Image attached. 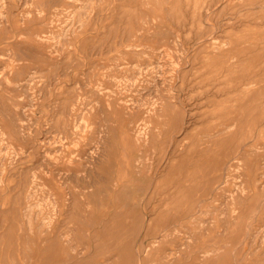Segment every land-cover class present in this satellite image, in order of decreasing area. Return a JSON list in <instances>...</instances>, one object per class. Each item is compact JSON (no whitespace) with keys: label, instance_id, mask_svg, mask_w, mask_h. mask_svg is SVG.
<instances>
[{"label":"rangeland","instance_id":"obj_1","mask_svg":"<svg viewBox=\"0 0 264 264\" xmlns=\"http://www.w3.org/2000/svg\"><path fill=\"white\" fill-rule=\"evenodd\" d=\"M263 97L264 0H0V264H264Z\"/></svg>","mask_w":264,"mask_h":264},{"label":"bare ground","instance_id":"obj_2","mask_svg":"<svg viewBox=\"0 0 264 264\" xmlns=\"http://www.w3.org/2000/svg\"><path fill=\"white\" fill-rule=\"evenodd\" d=\"M253 3H254V2H253ZM253 3H252V4H253ZM171 5H173V4H171ZM209 9H210V8H209ZM207 15H208V14H207ZM252 19H254V18H252ZM262 22H263V21H262ZM70 23H71V22H70ZM254 23H255V22H254ZM256 23H257V22H256ZM256 25H257V24H256ZM155 26H156V25H155ZM260 26H262V25H260ZM220 31H221V30H220ZM35 34H36V33H35ZM37 35H38V34H37ZM39 38H41V37L39 36ZM36 39H37V38H36ZM207 39H209V38H207ZM195 44H196V43H195ZM31 46H32V45H31ZM36 46H37V45H36ZM41 48H42V47H41ZM50 48H51V47H50ZM256 50H257V49H256ZM28 51H29V50H28ZM45 51H47V50H45ZM50 53H52V52H50ZM53 53H54V52H53ZM146 67H147V66H146ZM145 70H146V68H145ZM147 71H148V70H147ZM147 73H148V72H147ZM146 75H147V74H146ZM141 80H142V79H141ZM40 83H41V82H40ZM130 84H131V83H130ZM136 87H137V86H136ZM100 88H101V87H100ZM143 88H144V87H143ZM99 90H100V89H99ZM135 90H136V89H135ZM101 91H102V90H101ZM99 92H100V91H99ZM124 92H125V91H124ZM127 93H128V92H127ZM100 94H101V93H100ZM180 94H181V93H180ZM181 95H182V94H181ZM215 96H216V95H215ZM123 97H124V96H123ZM218 97H220V96H218ZM126 98H128V97H126ZM263 98H264V97H263ZM119 100H120V99H119ZM123 100H124V99H123ZM117 102H118V101H117ZM126 102H127V101H126ZM170 102H171V101H170ZM173 103H174V102H173ZM30 104H31V103H30ZM114 104H115V103H114ZM155 104H156V103H155ZM182 104H183V103H182ZM158 105H159V104H158ZM179 105H180V104H179ZM184 105H185V104H184ZM249 105H251V104H249ZM142 106H143V105H142ZM144 106H145V105H144ZM155 106H156V105H155ZM160 106H161V105H160ZM151 107H152V106H151ZM184 107H185V106H184ZM136 108H137V107H136ZM149 108H150V107H149ZM154 108H155V107H154ZM159 108H160V107H159ZM144 110H145V109H144ZM146 110H147V109H146ZM186 110H187V109H185V113H186ZM92 112H93V111H92ZM130 112H131V111H130ZM132 112H134V111L132 110ZM144 112H145V111H144ZM168 112H169V111H168ZM190 112H191V111H190ZM68 113H69V112H68ZM171 113H172V112H171ZM183 113H184V111H183ZM187 113H188V112H187ZM187 115H188V114H187ZM150 116H151V115H150ZM178 116H179V115H178ZM73 117H74V116H73ZM118 117H119V116H118ZM242 117H243V116H242ZM166 118H167V117H166ZM195 118H196V117H195ZM144 119H145V118H144ZM183 119H184V115H183ZM183 119H182V121H183ZM192 119H194V118H192ZM196 120H197V119H196ZM72 121H73V120H72ZM143 121H144V120H143ZM168 121H169V120H168ZM189 121H190V119H189ZM241 121H242V120H241ZM241 121H240V122H241ZM191 122H192V121H191ZM148 123H149V122H148ZM237 123H238V122H237ZM237 123H236V124H237ZM196 124H197V123H196ZM244 124H245V123H244ZM72 126H73V124H72ZM144 126H145V125L142 124V125L138 128V130H137V134H136V138H137V139H140V140L142 139V140H143V137H144V135H145V131H146V129H145ZM146 127H147V126H146ZM185 127H186V126H185ZM236 127H237V126H236ZM187 128H188V127H187ZM147 129H149V128L147 127ZM238 129H239V127H238ZM26 130H27V129H26ZM127 130H129V129H127ZM185 130H186V129H185ZM185 130H184V132H185ZM14 131H15V130H14ZM125 131H126V130H125ZM232 131H233V130H232ZM236 131H237V130H236ZM126 132H127V131H126ZM230 133H231V132H230ZM0 134L3 135V132H2L1 130H0ZM125 134H126V133H125ZM182 134H183V133H182ZM182 134H181V135H182ZM242 134H243V133H242ZM83 135H84V134H83ZM81 136H82V134H81ZM134 136H135V135H134ZM150 136H151V135H150ZM225 136H226V135H225ZM227 136H228V135H227ZM33 139H35V138H33ZM254 139H255V136H254ZM147 140H148V139H147ZM144 141H145V140H144ZM255 141H256V140H255ZM218 143H219V142H218ZM223 143H224V142H223ZM35 144H36V143H35ZM37 144H38V143H37ZM143 145H144V144H143ZM143 145H141L140 147H142ZM214 145H215V143H214ZM34 146H35V145H34ZM243 146H244V145H243ZM40 147H41V146H40ZM219 147H220V146H219ZM115 148H116V147H115ZM171 148H172V147H171ZM231 148H232V147H231ZM231 148H230V149H231ZM241 148H242V147H241ZM245 148H246V147H245ZM96 149H97V148H96ZM137 149H138V148H137ZM256 149H257V148H256ZM239 150H240V149H239ZM253 150H254V149H253ZM253 150H252V151H253ZM32 151H33V149H32ZM116 151H117V150H116ZM139 151H140V150H139ZM141 151H144V150H141ZM237 151H238V150H237ZM45 152H46V151H45ZM168 152H169V151H168ZM250 152H251V151H250ZM40 153H41V152H40ZM237 153H238V152H237ZM237 153H236V154H237ZM21 154H22V153H21ZM131 154H132V153H131ZM245 154H246V153H245ZM252 154H253V152H252ZM252 154H251V155H252ZM237 155H238V154H237ZM235 156H236V155H235ZM242 156H243V155H242ZM69 158H70V157H69ZM78 158H79V157H78ZM152 158H153V157H152ZM222 158H223V157H222ZM236 158H237V157H236ZM239 158H240V157H239ZM239 158H238V159H239ZM17 159H18V158H17ZM35 159H36V158H35ZM234 159H235V158H234ZM1 160H2V159H1ZM164 160H166V159H164ZM242 160H243V159H242ZM7 161H8V160H7ZM62 161H63V160H62ZM14 162H15V161H14ZM66 162H67V161H66ZM78 163H79V162H78ZM78 163H76V164H78ZM135 163H136V162H135ZM217 163H218V162H217ZM220 163H221V162H220ZM81 164H82V163H81ZM162 164H163V163H162ZM54 165H56V164H54ZM82 165H83V164H82ZM217 165L220 166L219 164H217ZM234 165L237 166V165H239V164L237 163V164H234ZM77 166H78V165H77ZM77 166H76V167H77ZM155 166H156V165H155ZM236 166H234V167H236ZM16 167H18V166H16ZM59 167H60V166H59ZM220 167H221V166H220ZM223 167H224V166H223ZM230 167H233V165H229V166L227 167V169H230ZM238 167H240V166H238ZM55 168H56V167H55ZM136 168H137V167H136ZM204 168H205V167H204ZM204 168H203V169H204ZM11 169H12V168H11ZM236 169H237V168H236ZM18 170H19V169H18ZM54 170H55V169H54ZM75 170H76V169H75ZM182 170H183V166H182ZM194 170H195V169H194ZM223 170H224V169H223ZM9 172H11V171H9ZM152 172H153V171H152ZM183 172H184V171H183ZM216 172H217V171H216ZM148 173H149V172H148ZM190 173H191V172H190ZM208 173H209V172H208ZM223 173H224V171H223ZM12 174H13V173H12ZM146 174H147V173H146ZM194 174H195V173H194ZM209 174H210V173H209ZM211 174H212V173H211ZM10 175H11V173H10ZM191 175H192V174H191ZM191 175H190V176H191ZM219 175H220V174H219ZM8 176H9V175H8ZM13 176H14V175H13ZM149 176H150V174H149ZM154 176H155V175H154ZM154 176H153V177H154ZM214 176H215V175H214ZM155 177H156V176H155ZM197 177H198V176H197ZM202 177H204V176H202ZM223 177H224V176H223ZM4 178H5V177H4ZM151 178H152V177H151ZM212 178H213V177H212ZM219 178H220V177H219ZM21 179L23 180V178H21ZM69 179H70V178H69ZM208 179H209V178H208ZM155 180H156V179H155ZM216 180H218V179H216ZM152 181H154V179H153ZM122 182H123V181H122ZM217 182H218V181H217ZM186 183H187V182H186ZM2 184H3V183H2ZM108 184H109V183H108ZM108 184H107V185H108ZM113 184H114V183H113ZM115 184H116V183H115ZM152 184H153V183H152ZM30 185H31V184H30ZM62 185H63V184H62ZM107 185H106V186H107ZM5 186H6V185H5ZM173 186H174V185H173ZM181 186H182V185H181ZM186 186H188V185H186ZM194 186H195V185H194ZM219 186H220V185H219ZM66 187H67V186H66ZM148 187H150V186H148ZM179 187H180V186H179ZM183 187H184V186H183ZM184 188H186V187H184ZM205 188H206V187H205ZM6 189H7V188H6ZM28 189H29V188H28ZM104 189H105V188H104ZM121 189H122V188H121ZM121 189H120V190H121ZM117 190H119V189L117 188ZM125 190H126V189H125ZM128 190H129V189H128ZM145 190H146V189H145ZM154 190H155V189H154ZM53 191H54V190H53ZM66 191H67V190H66ZM137 191H138V190H137ZM140 191H142V190L140 189ZM113 192H114V191H113ZM116 192H117V191H116ZM116 192H115V193H116ZM126 192H127V191H125V193H126ZM128 192H129V191H128ZM135 192H136V191H135ZM150 192H151V191H150ZM67 193H68V192H67ZM136 193H137V192H136ZM141 193H143V191L140 192V194H141ZM155 194H156V193H155ZM142 195H143V194H142ZM147 195H148V193H147ZM147 195H146V196H147ZM197 195H198V194H197ZM57 196H58V195H57ZM126 196H127V195H126ZM144 196H145V195H144ZM144 196H143V197H144ZM148 196H149V195H148ZM161 196H162V195H161ZM55 197H56V196H55ZM111 197H112V196H111ZM70 198H71V197H70ZM141 198H142V197H141ZM196 198H197V197H196ZM65 199H66V198H65ZM142 199H143V198H142ZM153 199H154V198H153ZM60 200H61V199H60ZM60 200H59V201H60ZM66 200H67V199H66ZM165 200H166V199H165ZM68 201H69V200H68ZM110 201H111V200H110ZM141 201H142V200H141ZM147 201H148V200H147ZM200 201H201V200H200ZM263 201H264V200H263ZM57 203H58V202H57ZM71 203H72V202H71ZM109 203H111V202H109ZM140 203H141V202H140ZM143 203H144V202H143ZM152 203H153V202H152ZM163 203H164V202H163ZM141 204H142V203H141ZM141 204H140V205H141ZM188 204H189V203H188ZM198 204L200 205V203H198ZM198 204H197V205H198ZM68 205H69V204H68ZM132 205H136V204H132ZM140 205H139V206H140ZM148 206H149V205H148ZM148 206H147V207H148ZM161 206H162V205H161ZM161 206H159V207H161ZM131 207H133V206H131ZM112 208H113V206H112ZM140 208H141V207H140ZM185 208H186V207H185ZM23 209H24V208H23ZM258 210H259V209H258ZM146 212H147V211H146ZM154 212H155V211H154ZM111 213H113V212H111ZM86 214H87V213H85V215H86ZM192 214H193V213H192ZM88 215H89V214H88ZM154 215H155V214H154ZM190 215H191V214H190ZM27 216H28V215H27ZM110 216H111V214H110ZM150 216H152V215H150ZM191 216H192V215H191ZM191 216L188 217V218H191ZM142 217H144V216H142ZM142 217H141V218H142ZM145 218H146V217H145ZM185 218H186V217H185ZM185 218H183V219H185ZM134 219H135V218H134ZM91 221H92V220H91ZM101 221H104V220H101ZM141 221H142V220H141ZM93 222H96V221L94 220ZM139 222H140V221H139ZM99 223H100V222H99ZM94 224H95V223H94ZM100 224H101V223H100ZM145 224H146V223H145ZM168 224H169V223H168ZM14 225H15V224H14ZM34 225H35V224H34ZM97 225H98V224H97ZM77 226H78V225H77ZM95 226H96V225H95ZM95 226H94V227H95ZM107 227H108V226H107ZM169 227H171V225H170ZM83 228H84V226H83ZM166 228H167V227H166ZM101 229H102V228H101ZM137 229H139V228H137ZM140 229H141V228H140ZM83 230H84V229H83ZM164 230H166V229L164 228ZM102 231H103V230H102ZM137 231H139V230H137ZM14 232H15V231H14ZM163 232H164V231H163ZM163 232L161 231L160 234L163 233ZM90 233H91V231H90ZM90 233H89V234H90ZM102 233H103V232H102ZM123 233H124V232H123ZM175 233H176V232H175ZM83 234H84V232H83ZM137 234H139V232H138V233L136 232L135 236H136ZM33 235H34V234H33ZM129 235H130V234H129ZM34 236H35V235H34ZM138 236H139V235H138ZM89 237H90V235H89ZM89 237H88V238H89ZM133 237H134V235H133ZM42 238H43V237H42ZM146 238H147V236H146ZM160 238H161V236H160ZM44 239H45V238H44ZM51 239H52V238H51ZM85 239H86V238H85ZM93 239H94V238H93ZM94 240H95V239H94ZM94 240H93V241H94ZM99 240H100V239H99ZM132 240H134V238H132ZM155 240H156V239H155ZM155 240H154V241H155ZM42 241H43V240H42ZM91 241H92V240H91ZM112 241H113V240H112ZM142 241H143V238H142ZM142 241H141V242H142ZM134 242H135V240H134ZM136 242H137V241H136ZM110 243H111V242H110ZM91 244H93V243H91ZM108 244H109V243H108ZM134 244H135V243H134ZM136 244H137V243H136ZM98 245H99V244H98ZM116 245H117V244H116ZM163 245H164V244H163ZM90 246H91V245H90ZM101 246H102V245H101ZM104 246H105V245H104ZM136 246H137V245H136ZM117 247H119V246H117ZM147 247H148V246H147ZM78 248H79V247H78ZM132 248H133V246H132ZM135 248H136V247H135ZM96 249H97V248H96ZM98 249H99V247H98ZM55 250H56V249H55ZM91 251H92V250H91ZM137 251H138V250H137ZM144 251H145V250H144ZM158 251H159V250H158ZM158 251H157V252H158ZM87 252H88V251H87ZM92 252H93V251H92ZM92 252H91V253H92ZM94 252H95V250H94ZM94 252H93V253H94ZM107 252H108V251H107ZM107 252H106V253H107ZM135 252H136V251H135ZM138 252H139V251H138ZM142 252H143V251H142ZM38 253H39V252H38ZM93 253H92V254H93ZM233 253H234V252H233ZM80 254H81V253H80ZM139 254H140V252H139ZM155 254H156V253H155ZM37 255H38V254H37ZM88 255L91 256V257H93V256L90 255V254H88ZM137 255H138V254H137ZM232 255H233V254H232ZM138 256H140V255H138ZM78 257H79V256H78ZM164 257H165V256H164ZM83 258H85V257H83ZM86 259H87V258H86ZM136 259H137V258H136ZM80 260H81V259H80ZM172 260H173V259H172ZM173 261H174V260H173ZM76 262H77V261H76ZM80 262H81V261H80ZM78 263H79V261H78ZM58 264H59V263H58ZM61 264H62V263H61ZM66 264H67V263H66ZM68 264H69V263H68ZM99 264H100V262H99ZM166 264H167V263H166Z\"/></svg>","mask_w":264,"mask_h":264}]
</instances>
